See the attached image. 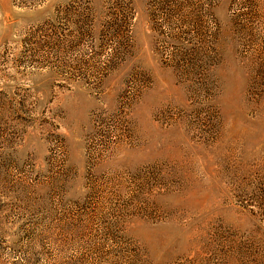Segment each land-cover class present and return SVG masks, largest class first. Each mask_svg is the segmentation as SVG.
<instances>
[{
    "label": "rangeland",
    "instance_id": "obj_1",
    "mask_svg": "<svg viewBox=\"0 0 264 264\" xmlns=\"http://www.w3.org/2000/svg\"><path fill=\"white\" fill-rule=\"evenodd\" d=\"M0 264H264V0H0Z\"/></svg>",
    "mask_w": 264,
    "mask_h": 264
}]
</instances>
